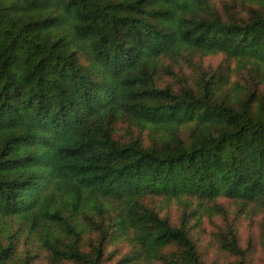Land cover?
<instances>
[{
  "label": "trees",
  "instance_id": "trees-1",
  "mask_svg": "<svg viewBox=\"0 0 264 264\" xmlns=\"http://www.w3.org/2000/svg\"><path fill=\"white\" fill-rule=\"evenodd\" d=\"M223 1L0 0V222L40 226L51 264H105L123 239L124 264H203L189 216L147 196L264 208V0ZM212 54L247 78L190 84L181 61ZM122 120L157 141H121ZM14 238L0 264L27 263ZM222 245L244 264L235 233Z\"/></svg>",
  "mask_w": 264,
  "mask_h": 264
},
{
  "label": "rangeland",
  "instance_id": "rangeland-1",
  "mask_svg": "<svg viewBox=\"0 0 264 264\" xmlns=\"http://www.w3.org/2000/svg\"><path fill=\"white\" fill-rule=\"evenodd\" d=\"M222 1L217 0V3L222 5L224 2ZM193 60L195 64L185 59L180 63L190 84L197 79L200 70L222 71L228 65L230 69L236 66L234 61L228 64L223 54L202 57L196 55ZM232 74L234 81L247 78L246 71L234 69ZM167 81L174 82L169 78L165 79V82ZM174 83L177 85L176 82ZM187 133L188 126H185L181 129L180 135L184 138L187 137ZM115 136L125 142L139 137L146 147L152 146L157 141L156 135L148 131H140L124 120L116 124ZM143 201L154 207L160 215L167 216L173 225L180 224L184 213L189 216L187 224L190 235L197 246L203 264H232L237 260V256L224 249L222 245L223 235H230L232 232L238 237L240 246L245 250L244 264H264V208L255 209L252 206L240 208L224 196L214 200L189 194L178 198L147 196ZM42 231L40 226L31 229L29 222L18 218L3 219L0 222V237L5 240L8 235L13 234L14 247L19 259L26 260V264H51L48 259V250L44 247L42 240ZM93 237H97V234ZM88 238L85 236V245ZM106 247L105 264H124L122 258L126 252L130 251L132 245L128 240L123 239L115 242L109 241ZM141 264L145 262L142 261ZM152 264L164 263L157 260Z\"/></svg>",
  "mask_w": 264,
  "mask_h": 264
}]
</instances>
